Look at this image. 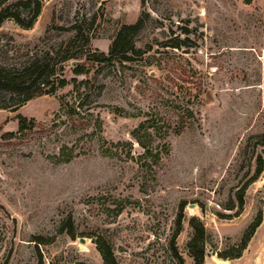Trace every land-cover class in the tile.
Returning a JSON list of instances; mask_svg holds the SVG:
<instances>
[{"label":"rangeland","instance_id":"obj_1","mask_svg":"<svg viewBox=\"0 0 264 264\" xmlns=\"http://www.w3.org/2000/svg\"><path fill=\"white\" fill-rule=\"evenodd\" d=\"M19 1L0 10L40 13L0 22V68L48 55L69 83L0 89V264H105L100 240L118 264H196L201 247L202 264H264V0ZM132 25L129 60L74 75V53Z\"/></svg>","mask_w":264,"mask_h":264},{"label":"trees","instance_id":"obj_2","mask_svg":"<svg viewBox=\"0 0 264 264\" xmlns=\"http://www.w3.org/2000/svg\"><path fill=\"white\" fill-rule=\"evenodd\" d=\"M19 2L26 4L25 2L27 1L20 0ZM40 8H41L40 3L36 2L35 7L32 8V16L30 17V20L27 23H24V21L21 19L20 11L16 10L13 12H9L8 7H5L0 10V22L5 18H12L17 23L28 28L33 24V22L38 17L40 13ZM73 28L76 27L74 26ZM136 28L137 25L122 27L120 31L117 33L114 40L112 41L111 45L109 46L108 53L95 51L92 54H88L90 56L85 57V61L83 63L78 62V59L82 58V56L79 55L78 53H74L70 57L72 61L73 60L76 61V63L72 67V71L74 75L79 76L81 74L87 73L88 72L87 66L88 63L90 62L108 63L111 60H113V58H115V56H117L118 54L121 56L120 57L121 60L123 61L129 60L130 57H128L126 53L121 50V47L124 45L125 42H127L129 31L134 30ZM50 60H51L50 57L48 55H45L41 58L34 59L28 65L22 67L19 70L7 71L3 68H0V89L8 90L11 93L25 95L22 101H27L34 97L42 96L45 94L54 93L57 89L66 86L69 83V81H67L63 76L60 75L57 76L56 69H53V67H51ZM61 68H63L62 65ZM71 81L75 83L77 80L76 78H73ZM17 117H18L17 133H22L29 127L32 121L28 120L26 117L22 115H18ZM4 136L11 138L15 136V133L7 132L5 133ZM261 143L263 148L261 152L258 153L257 156L255 157V172L253 175V179H257L264 169V141H262ZM155 156L159 157V154H155ZM240 200L242 203V197H240ZM260 222L261 221L259 220L256 222L254 221L248 227L245 236L242 240L241 248H244L246 246L248 240L254 234ZM67 224H70L69 218L66 219V221H64L63 226H66ZM192 226L194 227L195 234L190 244L192 245L193 248H195V246L198 243V240L199 242L200 241L203 242L205 236V229L202 224L192 223ZM72 237L74 238L73 233H72ZM98 245L105 264H118L110 244H108L104 240H100L98 241ZM202 252H203V248L201 247L198 254L194 255L196 264H202V256H203ZM79 264H85V263H79Z\"/></svg>","mask_w":264,"mask_h":264},{"label":"water","instance_id":"obj_3","mask_svg":"<svg viewBox=\"0 0 264 264\" xmlns=\"http://www.w3.org/2000/svg\"><path fill=\"white\" fill-rule=\"evenodd\" d=\"M75 63H76V61H73V62H72V65L75 64Z\"/></svg>","mask_w":264,"mask_h":264},{"label":"crops","instance_id":"obj_4","mask_svg":"<svg viewBox=\"0 0 264 264\" xmlns=\"http://www.w3.org/2000/svg\"><path fill=\"white\" fill-rule=\"evenodd\" d=\"M257 232V231H256ZM256 234V233H255Z\"/></svg>","mask_w":264,"mask_h":264}]
</instances>
